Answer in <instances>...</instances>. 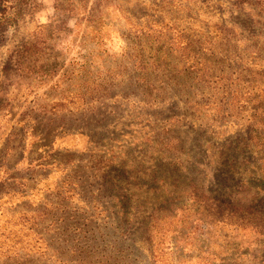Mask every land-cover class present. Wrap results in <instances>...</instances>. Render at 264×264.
Masks as SVG:
<instances>
[{
  "label": "rangeland",
  "instance_id": "1",
  "mask_svg": "<svg viewBox=\"0 0 264 264\" xmlns=\"http://www.w3.org/2000/svg\"><path fill=\"white\" fill-rule=\"evenodd\" d=\"M8 2L0 264H264V0Z\"/></svg>",
  "mask_w": 264,
  "mask_h": 264
},
{
  "label": "trees",
  "instance_id": "2",
  "mask_svg": "<svg viewBox=\"0 0 264 264\" xmlns=\"http://www.w3.org/2000/svg\"><path fill=\"white\" fill-rule=\"evenodd\" d=\"M8 0H0V27L5 25V23L8 21L9 19V6H8ZM172 134V135H171ZM166 135H170L168 137L173 138L172 140H175V136L173 135V133H166ZM260 138H261V133L258 132V130L256 128H252V129H248L247 131V135L244 138H240V141L236 144L235 147L231 148H222L221 152H219V157H217L218 162H220L221 160H229V161H233L234 158H237L238 160L244 161L245 164H250V162L248 161V156L249 154H251L252 152H254V146H257L260 144ZM264 142H262L260 144L263 145ZM117 172L118 174L116 176H105L104 180H107L108 183H110L113 187H115L116 192L118 193V199L119 201L122 203V205L124 206L125 209L127 210H132L133 207H137L135 205L134 201V193L130 190V189H125V190H120V188L116 185V181H121L124 178V169L123 168H117ZM259 170H262V174L264 175V168L261 169L259 168ZM264 180V177H263ZM122 182H119L118 184H121ZM245 186L247 188H251L250 184H248L247 182H244ZM260 185L263 184L262 181L258 182ZM198 192V191H197ZM218 193V192H217ZM218 211H222V212H226L228 211L230 214H233L236 212L235 209L231 210V209H226V208H222L221 206L218 208ZM154 228L157 229H163V225H154ZM193 233H189V235H191Z\"/></svg>",
  "mask_w": 264,
  "mask_h": 264
}]
</instances>
